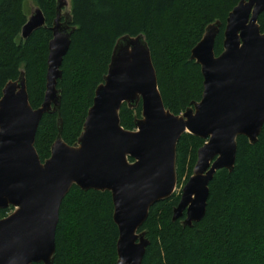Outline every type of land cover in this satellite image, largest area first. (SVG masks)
Listing matches in <instances>:
<instances>
[{
	"label": "water",
	"instance_id": "water-1",
	"mask_svg": "<svg viewBox=\"0 0 264 264\" xmlns=\"http://www.w3.org/2000/svg\"><path fill=\"white\" fill-rule=\"evenodd\" d=\"M58 0L51 28L43 104L33 109L26 80L8 83L0 99V264H53L62 202L76 186L110 192L118 228L117 264H143L149 240L141 232L151 208L177 188V144L184 134L205 144L197 152L192 176L183 186L172 221L184 227L201 221L209 185L217 172L233 171L239 137L254 145L264 126V33L258 18L264 0H241L229 14L223 52L214 47L221 24L210 25L193 48L201 68L202 99L180 116L168 111L144 37H123L115 45L108 73L95 93L83 132L74 146L59 134L50 158L42 162L36 135L46 114L59 112L58 81L70 45V20L62 22ZM46 27L36 7L22 28L27 40ZM142 105L135 130L121 126L120 111Z\"/></svg>",
	"mask_w": 264,
	"mask_h": 264
},
{
	"label": "trees",
	"instance_id": "trees-1",
	"mask_svg": "<svg viewBox=\"0 0 264 264\" xmlns=\"http://www.w3.org/2000/svg\"><path fill=\"white\" fill-rule=\"evenodd\" d=\"M241 0H70L71 45L58 81L59 112L46 114L35 148L42 162L50 158L57 137L77 144L97 88L104 83L116 43L144 37L165 108L176 116L198 103L204 79L191 59L207 27L219 22L216 56L223 52L229 14ZM26 0H0V99L5 86L23 75L29 102L41 107L46 92L47 61L57 0H33L46 27L27 40ZM264 33V12L258 18ZM142 105L120 111L121 126L135 130ZM206 141L184 134L177 144V177L181 188L193 173L197 152ZM181 194L155 204L141 232L149 246L143 264H264V126L257 142L237 140L233 171L221 170L209 185L206 214L192 227L173 222ZM13 208L0 210V220ZM110 192L82 191L74 186L64 198L55 237L53 264H117L118 228ZM43 264V263H39Z\"/></svg>",
	"mask_w": 264,
	"mask_h": 264
},
{
	"label": "rangeland",
	"instance_id": "rangeland-1",
	"mask_svg": "<svg viewBox=\"0 0 264 264\" xmlns=\"http://www.w3.org/2000/svg\"><path fill=\"white\" fill-rule=\"evenodd\" d=\"M60 2L62 3V8H61L62 22H65V21H68V20H70V22H71V6H70V0H60ZM57 3H58V0H57ZM36 7L37 6L34 4L33 0H26V2H25V12L27 14V17H29L31 15V12ZM182 188L177 185V188H176L175 193L176 194H181Z\"/></svg>",
	"mask_w": 264,
	"mask_h": 264
}]
</instances>
